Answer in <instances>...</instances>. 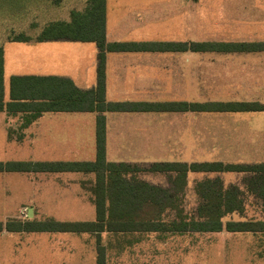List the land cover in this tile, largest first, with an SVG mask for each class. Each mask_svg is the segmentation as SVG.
I'll return each instance as SVG.
<instances>
[{
    "label": "crops",
    "instance_id": "1",
    "mask_svg": "<svg viewBox=\"0 0 264 264\" xmlns=\"http://www.w3.org/2000/svg\"><path fill=\"white\" fill-rule=\"evenodd\" d=\"M193 3L197 1H191ZM201 3V2H198ZM196 4V3H195ZM244 2H221L214 4L210 11L220 19H225V23L216 22L221 29L216 28L210 32H200L199 37H191L196 32L188 29L187 21L188 4L180 1H153L136 0L129 3H119L108 8L105 0V41L107 43H134L144 46L141 49L121 52H106L104 56V83L105 101L108 103H146L165 104L190 102L186 98L185 90L188 87L196 86L198 83L210 82L212 88H225L235 90L251 89L252 86H261L264 81V73L258 71L255 61L247 60L246 54H260L264 52H188L178 48L158 49L152 48L156 44H183L187 42H217V43H254L264 42V28L259 26L250 27L248 21H253L249 17L264 16V11L258 5L247 6ZM86 6V5H85ZM85 8V7H84ZM209 9V10H211ZM252 10H257L255 13ZM199 15V14H198ZM251 19V20H250ZM165 22L168 26L155 30L156 23ZM178 25L174 27V24ZM215 23V22H214ZM258 23V22H254ZM172 24V25H171ZM183 25L181 28L180 25ZM184 35L181 37V33ZM192 38V39H191ZM193 40L194 41H188ZM10 42V41H7ZM24 45L31 49L33 54L31 60L35 68L34 73H20L13 76H37V77H59L70 80L79 90H90L96 86L98 48L93 42H75L66 40L56 41H28L10 42ZM93 44L94 46H92ZM3 77L5 67V54L3 48ZM210 54L213 57H226L225 64L211 63L206 66H188V57H199ZM252 62V63H251ZM19 64L24 66L22 60ZM207 71V74H204ZM10 77V78H11ZM264 88V86H263ZM257 89V88H256ZM244 95L247 92L242 93ZM252 96V95H251ZM247 98V97H246ZM9 97L5 100L8 101ZM211 102H257V101H236L219 100ZM201 103V102H200ZM260 103V102H258ZM263 104V103H260ZM232 113H264V112H105V161L109 163L125 164H152L162 161L161 156L172 152H182L187 149V136L194 137L191 143L197 145L198 138L201 140L200 146L205 141L214 144L217 140V133L214 125L215 119L205 118L206 124L201 125L199 114H232ZM194 116H189V115ZM26 113L0 112V129L5 133L8 143L21 145L27 142L34 145L37 152L45 153V156H53L62 151L83 153L87 152L95 160V112H46L26 123ZM197 116V117H196ZM189 117V118H188ZM194 117V118H193ZM234 123L233 119H220ZM240 123V121H236ZM219 132L218 135H221ZM205 138V139H204ZM208 138V139H206ZM182 147V149H181ZM109 153H126L129 159H113L108 161ZM112 154V155H113ZM51 158V157H47ZM166 160H169L166 159ZM92 161H66V162H92ZM34 162V161H21ZM35 162H64L46 159V161ZM151 162V163H145ZM218 162V161H216ZM2 163V162H0ZM7 163V162H5ZM187 163V162H185ZM223 163V162H221ZM260 163V162H259ZM228 164V163H224ZM235 164V163H233ZM251 164V163H248ZM18 173L26 174L23 182L32 184L35 188L34 195H40L38 203H19L17 205L16 217H21L23 211L31 210L36 216H53V214L42 211V202L45 196L63 193L62 196L71 195L77 198L81 215L89 214L91 208H95L91 203L90 196H86V187H91L94 181L93 174L80 172L62 173H20V172H0V208L5 209L6 203L12 200L10 195L9 177L2 174ZM82 174L83 176H71L61 178L60 176H42L37 174ZM35 174V176H30ZM224 174V173H219ZM88 175L91 177H85ZM140 179V178H139ZM209 179V178H208ZM213 179V178H210ZM91 180V182H89ZM142 180V179H140ZM144 181V180H142ZM89 182V183H88ZM146 182V181H145ZM148 183V182H147ZM188 183V182H187ZM223 183V182H222ZM151 184V183H150ZM154 185V184H152ZM74 186L77 189L72 190ZM188 187V184L186 188ZM185 188V189H186ZM89 191V190H88ZM251 194L246 197L251 198ZM27 196L22 199L26 200ZM88 205H91V207ZM70 210L74 205H66ZM245 207V205H244ZM262 207V206H261ZM264 211V209H263ZM54 220L55 219H45ZM38 222V220H36ZM42 221V220H39ZM94 221V220H92ZM92 221H59V222H92ZM249 221V220H246ZM263 221L264 220H256ZM6 232V231H3ZM0 232V233H3ZM228 234H251V239L255 240L257 246L264 249V232L259 233H229ZM217 232V233H221ZM24 233V232H7ZM48 234H88L94 238V243L82 240L81 244L85 252H76V243L65 239L48 236L45 240L35 242L33 247L38 250L37 256L43 260L50 261L49 258L56 259L59 264H67L75 259L79 264H86L84 256L88 257L92 264H96V247L99 244L105 250V264H108L109 249L114 246L142 244L141 240L117 241L114 238L121 237L122 233H88V232H35ZM149 235L155 233H132V235ZM90 237V236H89ZM90 239V238H89ZM90 254V255H89Z\"/></svg>",
    "mask_w": 264,
    "mask_h": 264
},
{
    "label": "trees",
    "instance_id": "2",
    "mask_svg": "<svg viewBox=\"0 0 264 264\" xmlns=\"http://www.w3.org/2000/svg\"><path fill=\"white\" fill-rule=\"evenodd\" d=\"M58 2V0H54ZM105 0H87L82 11L73 10L69 21L46 24L35 37L20 34L10 42L56 41L93 42L98 48L97 82L90 90H79L65 78L13 76L9 79L8 101L3 93V52L0 47V112L26 113V123L46 112H95V160L92 162H7L0 172L62 173L80 172L94 175L88 189L95 208L92 222H59L10 219L0 222V232H88V233H259L263 221H224L244 209V197L251 194L264 209V162H157L147 166L105 161V112H264L258 102H181L165 104L108 103L105 101L104 56L106 52L141 49L134 43L105 41ZM152 48H178L188 52H264V42L217 43L187 42L156 44ZM243 173L248 176L243 187H225L220 178L205 179L194 186L199 204L194 213L183 209L182 197L189 173ZM138 173H160L169 187L152 185L137 177ZM96 264H105V250L96 247Z\"/></svg>",
    "mask_w": 264,
    "mask_h": 264
},
{
    "label": "rangeland",
    "instance_id": "3",
    "mask_svg": "<svg viewBox=\"0 0 264 264\" xmlns=\"http://www.w3.org/2000/svg\"><path fill=\"white\" fill-rule=\"evenodd\" d=\"M0 0V47L3 48L5 54V67L3 77V93L4 99L8 98L9 93V79L15 74L34 73L35 68L31 55L33 51L27 49L22 44L7 42L10 38H14L20 34L35 38L42 28L54 21H69L70 13L73 10L82 11L86 5L87 0ZM136 0H106L108 8L116 6L119 3H129ZM163 1V0H153ZM169 1V0H164ZM174 1V0H170ZM186 2L188 4V13L195 12L196 15L189 13L187 21L188 29H194L196 32L191 37H199L200 32H210L213 29L219 28L226 24L217 25L216 22L225 23V19H220L212 14H208L212 10L210 7L221 2H244L247 6L253 4L258 5L264 11V0H176ZM191 1H197L195 3ZM201 2V3H198ZM211 9V10H209ZM254 13L257 10H252ZM257 13V12H256ZM199 14V15H198ZM253 21L245 20L250 27L259 26L264 28V16L249 17ZM250 19V20H251ZM215 22V23H214ZM258 22V23H254ZM172 25V24H171ZM178 24L175 23L174 27ZM168 26L165 22L156 23L155 30H159ZM183 28V25H180ZM254 28V27H253ZM184 35L183 31L181 37ZM192 39V38H191ZM189 40L188 41H194ZM94 46L93 44H91ZM213 57L210 54H204L199 57H188V66H206L210 64L220 63L225 64L226 57ZM247 60L255 61L254 64L258 66V71L261 75L264 73V53L260 54H246ZM27 65H20L19 61ZM252 63V62H251ZM204 71V74H207ZM264 81L261 86H252V88L242 89H225L212 88L210 82L198 83L196 86L188 87L186 98L190 102H211L219 100H236V101H257L264 104ZM257 88V89H256ZM247 92L246 95L242 94ZM252 95V96H251ZM247 97V98H246ZM189 115V114H188ZM194 116V115H189ZM199 116V117H197ZM197 118L201 125L207 123L205 118L215 119L218 121L211 123L214 125L217 133V140L215 145L209 144L205 141L200 146V138H198L197 145L191 143L194 137L187 136V149L182 152H172L161 156L162 162H223V163H259L264 162V113H232V114H199ZM189 118V117H188ZM194 118V117H193ZM220 119H233L234 123ZM240 121V123L236 122ZM222 132L221 135H218ZM205 139V138H204ZM208 139V138H206ZM34 145L30 146L27 142L21 145L8 143L5 139V133L0 129V162H21V161H46V159H53L54 161H92L93 156L90 157L86 151L83 153L62 151L53 154V156H45V153L37 152ZM182 149V147H181ZM109 153L107 160L113 159H129L128 154L121 153L117 157L115 154ZM51 157V158H47ZM169 160H166L168 159ZM151 163V162H145ZM147 166L146 164H142ZM149 165V164H148ZM9 177L10 188L12 194L9 202L6 203L4 210L0 208V222L5 223L10 219L20 220H42L55 219L58 221H92L94 220V210L91 208L89 214L81 215L79 202L77 198H71V195L62 196L63 193L55 195L54 193L48 196L42 202V211L53 214V216H39L32 213V217L28 218L25 211L21 217H16L17 205L19 203H30L35 205L40 199V195H34L35 188L32 184L23 182L26 174L8 173L2 174ZM42 176L61 178L71 176H83L82 174H37ZM30 176H35L31 174ZM85 177H91L84 175ZM243 173H189L187 175L188 187L185 189L182 197L183 209L186 213H194L199 204V199L195 194L194 186L197 182L205 179L218 177L223 182L225 187L229 185H237L243 187V182L247 177ZM137 177L154 185L161 187H169L167 177L160 173H138ZM94 177H92L93 179ZM91 182V180L89 181ZM88 182V183H89ZM90 186V185H89ZM86 187V196H90ZM76 190L74 186L72 190ZM1 195V192H0ZM27 196L26 200L22 199ZM74 205L70 210H67L66 205ZM244 209L240 213H232L224 217V221H256L264 220V211L261 207V201L255 196L244 197ZM91 205H88V207ZM56 236L57 239H65L76 243V252L87 253L81 244L82 240H87L94 243V238L88 234H48V233H0V264H59L56 259L49 258L43 260L37 256L38 250L33 247L35 242L45 240L48 236ZM90 236V237H89ZM90 238V239H89ZM117 241H132L141 240L142 244L136 245H122L121 247L114 246L109 249L108 264H264V249L257 246L255 240L251 239V234H228L221 233H187L182 235L171 234H149V235H132L124 234L117 239ZM90 255V254H89ZM84 262L88 264L87 255L84 256ZM67 264H79L78 260L69 261ZM89 264H92L89 260Z\"/></svg>",
    "mask_w": 264,
    "mask_h": 264
},
{
    "label": "water",
    "instance_id": "4",
    "mask_svg": "<svg viewBox=\"0 0 264 264\" xmlns=\"http://www.w3.org/2000/svg\"><path fill=\"white\" fill-rule=\"evenodd\" d=\"M27 217L28 218H31V210L29 209L28 212H27Z\"/></svg>",
    "mask_w": 264,
    "mask_h": 264
}]
</instances>
